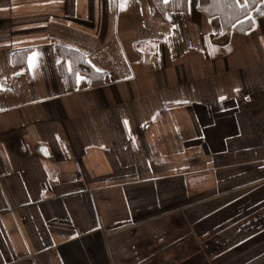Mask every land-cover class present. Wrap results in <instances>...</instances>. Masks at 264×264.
I'll use <instances>...</instances> for the list:
<instances>
[{"label": "crops", "instance_id": "0c3cea01", "mask_svg": "<svg viewBox=\"0 0 264 264\" xmlns=\"http://www.w3.org/2000/svg\"><path fill=\"white\" fill-rule=\"evenodd\" d=\"M198 3L0 0V264H264V8Z\"/></svg>", "mask_w": 264, "mask_h": 264}, {"label": "trees", "instance_id": "16d2710c", "mask_svg": "<svg viewBox=\"0 0 264 264\" xmlns=\"http://www.w3.org/2000/svg\"><path fill=\"white\" fill-rule=\"evenodd\" d=\"M155 2L165 10L183 12L189 10L188 0H155ZM198 8L209 17L219 16L223 33L234 31L237 34H245L252 28L254 17L264 8V0H199ZM56 50L61 58L59 66L67 89L75 88L70 84V77L78 73L86 74L90 85L103 82L106 75L93 69L81 52L62 45ZM18 54H14L15 63H18ZM68 64L71 67L70 72L66 70Z\"/></svg>", "mask_w": 264, "mask_h": 264}, {"label": "rangeland", "instance_id": "374dc122", "mask_svg": "<svg viewBox=\"0 0 264 264\" xmlns=\"http://www.w3.org/2000/svg\"><path fill=\"white\" fill-rule=\"evenodd\" d=\"M236 225H238V224H234V226H236ZM235 229H236V230H239V226H237ZM207 234H209V233H207ZM215 234L217 235V232H215ZM210 236H211V234H209L207 237H210ZM248 246H249V245H248ZM262 246H263V245H262ZM252 249H254V247H253ZM252 249H249V248H248V250H247L246 248H243L242 251L245 252V251H258V250H262V249H260V248H259V249L257 248V249H254V250H252ZM263 250H264V249H263Z\"/></svg>", "mask_w": 264, "mask_h": 264}, {"label": "snow or ice", "instance_id": "6c2138e0", "mask_svg": "<svg viewBox=\"0 0 264 264\" xmlns=\"http://www.w3.org/2000/svg\"><path fill=\"white\" fill-rule=\"evenodd\" d=\"M29 63H30V64L32 63L31 58H30V60H29ZM70 70H71V69H70ZM78 79H79V77H78ZM220 99L223 100L224 97H220ZM125 123H127V121H125Z\"/></svg>", "mask_w": 264, "mask_h": 264}]
</instances>
